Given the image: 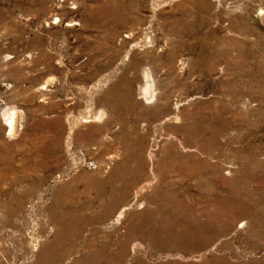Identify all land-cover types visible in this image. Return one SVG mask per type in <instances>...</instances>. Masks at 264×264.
Here are the masks:
<instances>
[{"label":"rangeland","instance_id":"rangeland-1","mask_svg":"<svg viewBox=\"0 0 264 264\" xmlns=\"http://www.w3.org/2000/svg\"><path fill=\"white\" fill-rule=\"evenodd\" d=\"M0 264H264V0H0Z\"/></svg>","mask_w":264,"mask_h":264},{"label":"bare ground","instance_id":"bare-ground-1","mask_svg":"<svg viewBox=\"0 0 264 264\" xmlns=\"http://www.w3.org/2000/svg\"><path fill=\"white\" fill-rule=\"evenodd\" d=\"M141 94H142V96L144 98H147V97L149 98L151 96V94H150V85H148L146 83V81H145L144 86L141 88ZM15 115L16 114L14 112H11L10 114L7 115V117H5V121L8 124L10 131H13L14 128H15V123H16V121H15L16 116ZM4 116H5V114H4ZM188 123H190V122H188ZM186 126H188V127H186ZM168 129H170L172 132H177V133L178 132H181V136L184 138V142L180 141L179 144L180 145H183L184 143L185 144L187 143L186 145H189L191 143L189 142L188 138L187 139L185 138L184 134L188 130H192V132H195L197 135H200V122H199L198 125H195V124L189 125V124H187V125H184V126L183 125L173 126V127H170L169 126ZM178 148H180V147L177 146L174 142H171L164 149H165L166 153L169 156L175 155V156L178 157V154L180 152L178 150ZM190 158H191V156L190 155H187L188 161H190L192 164H194L196 166V164H197L196 160L195 159H190ZM170 163H171V165L173 167H175V166L177 167L176 162L171 161ZM185 164H186V162H185ZM181 170H179V171H181ZM127 182H128V180H127ZM129 182H130V180H129ZM102 189L103 188H101V186H100L98 188V192L97 193L98 194L102 193ZM117 192L118 191L115 188H113V189L111 187L109 188V193L110 194L109 195L108 194H105V195H108L107 196L108 197L107 198V201L109 203L115 204V203L118 202L120 196L119 197L117 196ZM232 193H234V192H232ZM209 196H212V195H209ZM191 198H193V197L192 196H190V197L188 196V197H184V198H179L177 194H175V195L170 194V197L167 198V202L169 203L170 206H172V216H173L172 219L182 220L183 222L182 223H179L182 226L187 225L186 224V221H189V220H196L197 221V218H196V214L197 213L194 211V208H192V206L189 205L188 202H187V199L188 200L189 199L192 200ZM213 199L214 198H212V201H213ZM207 200L209 202H211L210 199H207ZM208 201H206V202H208ZM185 205H187L189 207V213L188 214H185L187 216L182 217L181 214H184L183 209H184V206ZM213 205L214 206H213L212 209H209V210L204 209L201 212L202 214L206 215V217L208 219H210L211 221H213V224H212L213 226L212 227H208V228H203L202 227L201 228L202 229V232H200V227L198 228V230H194V228L191 227V226L190 227L193 228V229H189V231H186V232H183L182 230H179V229L173 230L171 232V236L167 238L168 239V245H170L171 247L182 246L184 249H187V248H195L196 247L195 245L200 244V239H198L199 241L197 240V242H195V243H194V241H195V239L200 238V235L201 234H204V237H206L205 234H207V235L209 234V236L210 235H217V234H220V233H224L228 229H230L231 225L233 224L232 220H234V217L231 216V212L233 211L234 208H236V205L237 204H235V203L230 204L229 203V204H227L225 206H221L218 203V200H214L213 201ZM139 207H142V203L139 204ZM127 208H128L127 206H124L120 211H118V213L116 214V218L115 219L118 220L119 218H121L123 216V211L126 210ZM185 217H188V219L186 220ZM248 217H249V215H248ZM245 224H246V221L241 220L236 225H237V228L240 229V228H243L245 226ZM193 225L194 226H199L200 225V222L197 221ZM187 226H189V225H187ZM145 234H146V232H145ZM140 236H143V235H140ZM139 244L140 243L138 241H136L132 245L133 246H135V245L138 246ZM123 245H125V244H123Z\"/></svg>","mask_w":264,"mask_h":264}]
</instances>
